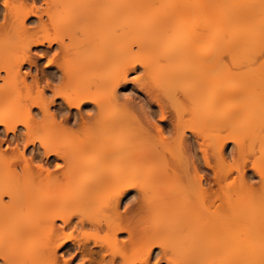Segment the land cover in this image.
Returning <instances> with one entry per match:
<instances>
[{
    "label": "bare ground",
    "instance_id": "1",
    "mask_svg": "<svg viewBox=\"0 0 264 264\" xmlns=\"http://www.w3.org/2000/svg\"><path fill=\"white\" fill-rule=\"evenodd\" d=\"M261 11L264 0H1L0 264H232L233 258L235 264H255L252 258L256 244L247 238L248 223L238 226L242 229L239 233L236 217H230L236 216L233 206L241 204L244 192L248 196L244 206L247 201L246 207L249 205L253 212L249 199L253 208L258 206L262 212L256 218L263 219L264 190L258 198L247 179L248 171L237 177L240 186L228 181L235 185V191L227 185L235 192L234 199L232 192L224 189L228 165L227 160L221 161L227 136L215 131L226 119L230 132V116L236 113L244 118L240 103H229L233 98L241 101L245 92L246 99L252 98L245 84L242 88L245 86L246 91L241 88V95L234 94L238 88L231 85L240 86L241 80L230 72L229 52L227 57L224 53L229 60L223 62L222 51L233 41L240 43L238 49L244 45L239 52L250 55V59L240 57L244 58L241 69L246 71L252 53L264 50L263 18L255 22ZM257 45L262 46L258 49ZM33 48L44 50L38 57L48 55L52 49L60 52L52 55L51 51L52 58H47L57 67L47 73V78L41 76L42 69L27 81L22 65L34 63L38 70L41 64L38 58L32 59ZM259 57L253 55L252 60ZM252 60L251 72L255 70L259 78L263 77L259 86L264 88V69L262 72L261 66L254 67ZM138 70L141 75L132 81L155 89L145 96L149 105L142 103L146 118H154L152 100L163 120L171 115L166 123L167 137L156 122L151 123L157 129L155 135L142 124L139 110L120 86L128 81L130 71ZM251 75L245 77L246 82H250ZM261 97L262 102L264 94ZM223 99L230 101L226 104ZM247 102L254 109L258 107L253 99ZM255 111L264 121V112L259 108ZM251 119L253 122L254 117ZM261 124L260 130H264ZM225 125L223 132L231 136ZM246 127H242L245 129L243 135L238 133L240 136L233 133L235 127L232 129L231 134L234 139L238 137L241 146L249 138L250 129ZM254 134H259L256 129ZM229 136L226 142L233 139ZM262 136L264 139V133ZM194 138L201 141L195 144ZM11 140L17 144L12 157L2 149V143ZM246 141L250 144L249 139ZM20 143L30 149L28 153ZM241 146L236 147V151L242 149L236 152L238 159L236 155L233 158L240 162L238 169L244 171L247 156H243L245 147ZM208 151L219 158L218 167L211 162ZM256 154L264 160V151L262 156L259 150ZM263 163L260 169L252 165V170L264 171ZM202 164L212 172H207L209 182ZM146 165L160 170L142 174L140 170ZM135 167L140 168V175L131 171ZM263 178L259 180L261 186ZM131 193L132 203L138 197L139 203L136 208L134 203V208L131 205L122 210L124 199ZM155 199L158 206L155 201L152 210L158 213L160 209L161 219L145 227L141 220ZM144 207H148L146 213ZM248 208L243 213L246 209L249 212ZM226 218L235 224L222 222ZM241 218L244 221L245 216ZM261 224L260 229H264ZM123 232L128 237L120 240L118 236ZM39 236H43L40 244L31 249L19 248L24 238ZM228 246H233L235 252L237 247L243 256L236 252L239 258L235 253L221 258L220 251ZM59 250H64L61 257Z\"/></svg>",
    "mask_w": 264,
    "mask_h": 264
},
{
    "label": "rangeland",
    "instance_id": "2",
    "mask_svg": "<svg viewBox=\"0 0 264 264\" xmlns=\"http://www.w3.org/2000/svg\"><path fill=\"white\" fill-rule=\"evenodd\" d=\"M261 2V1H260ZM0 4H1V0H0ZM260 13H261V16L259 17V15H260ZM257 15H258V13H256ZM255 14V15H256ZM259 15H258V19L256 18V20H255V22L258 20H260V18H263V21H264V11H261V12H259ZM257 17V16H256ZM261 21H262V19H261ZM261 21H260V23H261ZM258 23V22H257ZM257 23H255V24H257ZM245 23H243V25H244ZM261 24H263V23H261ZM239 25V24H238ZM240 26V25H239ZM242 27V26H241ZM244 27V26H243ZM255 27V26H254ZM261 27H263V26H261ZM259 28V27H258ZM241 29H243V28H241ZM263 29V28H262ZM235 31V30H234ZM260 31V30H259ZM237 32V31H236ZM241 32H243V31H241ZM239 33V32H238ZM259 33V32H258ZM227 36H229V35H227ZM226 36V37H227ZM259 36V38L258 39H260V35H258ZM230 38L231 37H229V39H226V41H230ZM262 40V39H261ZM259 41L260 40H258V42L257 43H259ZM263 41H264V39H263ZM234 42V44H232ZM232 43H230V44H232V45H227V44H225V47H223L224 48V50L222 51L223 53V55H222V59H223V56L225 57V55H224V53H226V57H227V55H228V52H229V58H230V60L229 59H227L226 57H225V61H223V62H226V60H229V64H231V67H230V65L228 66V67H230V72H232L234 75H235V77L237 78V79H239V80H241V83H239L240 84V86H235L234 84L233 85H231V84H229L230 82H229V79H228V81L227 82H229L228 83V85H231V87L232 88H234L235 90L238 88V90H239V88H240V90H239V92H238V90H237V93H234V94H236V95H241V94H238V93H241V88H242V84L244 85H246L247 86V89H249V93L248 94H250L251 93V95H252V98L250 97V98H247V99H253V101H254V103H255V105L256 106H258V107H256L255 109H257V108H259V112H261V111H263L264 112V100L261 102V99H262V97H261V95L262 94H264V88H261V86H259L260 84H261V82H259V79L260 78H262L263 79V77L262 76H260V78L256 75V73L252 70V72H251V69H250V62H251V60L253 59V55H256V57H259V56H257V53H259V54H261V55H264V50H260L259 49V47L261 48V46L262 45H260L259 47H258V45H257V47H258V49H259V51L258 50H256L257 51V53L256 54H253L252 53V55H251V57H252V59L250 60V62H249V64H248V62H247V67H246V71L245 72H243L242 71V69H241V60L242 59H244V58H240L241 56H245V58H249L250 59V55L248 54V56L249 57H246V55H242L241 54V52H239V50L242 48H240V49H238L239 48V45H240V43L238 42V41H233ZM256 42V41H255ZM256 43V44H257ZM247 44V43H246ZM249 44V43H248ZM260 44H262V42L260 43ZM263 44H264V42H263ZM56 46V45H55ZM54 46V47H55ZM241 46H242V44H241ZM251 46H253V45H251ZM248 46H246V48H247ZM264 47V46H263ZM243 48H244V45H243ZM242 48V49H243ZM252 48V47H251ZM250 48V49H251ZM256 48V47H255ZM257 49V48H256ZM42 50V51H41ZM227 52H226V51ZM52 51V55H53V52H57V53H59L58 52V50H55V49H52L51 50ZM51 51L48 53V55H45L44 54V56L43 57H38V55H40L41 56V53L40 52H43L44 53V50L43 49H37V48H33L32 49V59L34 60V61H38L39 60V63H41V64H39V69L38 70H36L37 68L36 67H34L35 66V64L33 63V64H31L32 66H30V64H28V62L27 63H25V65H22V67H21V72H22V75H25V76H27L26 78L28 79L27 81H31V77L30 76H33L34 77V75H36V73L37 74H40V70H42L43 71V73H41V76H43L44 75V77H46L47 76V73L49 72V71H52V69H54L55 67H56V64H48V60H47V58H50L51 57ZM240 51H242V50H240ZM246 51H247V49H246ZM238 52H239V54H241V55H239L238 54ZM252 52V51H251ZM42 53V54H43ZM243 53V52H242ZM220 54L221 53H219V56H220ZM251 54V53H250ZM35 55V56H34ZM38 58V60H36ZM52 58V57H51ZM220 58H221V56H220ZM259 58H263L262 59V61L260 60V61H257V62H255L257 59H259ZM259 58H255L254 60L255 61H253L252 60V64L254 65V67L257 65L258 67L259 66H261V67H259L260 68V71H262L261 69L263 68L264 69V57H259ZM222 59H221V61H222ZM41 60V61H40ZM224 60V59H223ZM244 61V60H243ZM228 62V61H227ZM245 62V61H244ZM263 63V65H262V63ZM243 63V62H242ZM225 64V63H224ZM27 65H29V66H27ZM42 65V66H41ZM252 65V66H253ZM224 66V65H223ZM225 66H226V64H225ZM227 66H226V68H227ZM243 66H244V64H243ZM245 67V66H244ZM33 68V69H32ZM36 68V69H35ZM57 68V67H56ZM256 69V68H255ZM258 69V68H257ZM224 70H225V68H224ZM34 71V72H33ZM38 71V72H37ZM140 70H138V71H130L129 73H128V81H126V82H122V84L120 85L121 87H124V91L125 92H127V93H129L128 94V98L130 99V102H131V104L134 106V107H136L135 109H136V111L137 110H139L137 113H139L138 115L140 116V118H141V120H142V124H144V126L145 125H148V126H146L148 129H150V131L152 132V134H157V129L155 128V125L153 124H151V123H155L156 122V124L157 125H159V128L160 129H162L163 131H164V137H167L168 136V132H167V125H166V123H167V121H169V119H170V117H171V115L170 114H167V115H170V116H168V118H166L165 120H163L162 118H161V114H160V112H159V109L157 108V103H156V101H153L152 99V101H151V104H153V107H152V110L154 111V118H153V120H149V118H146V116L148 117V115L145 113V111H144V109H143V102H145L146 103V105L148 104L149 105V102H148V100H146L145 99V96H147V95H149V92H153V91H155V89L154 88H150V87H147L146 85H141V83H140V81L139 82H137V81H132V80H134V78L136 77V76H139V75H141V73L139 72ZM257 71V70H256ZM258 71H259V69H258ZM28 72V73H27ZM45 72H46V74H45ZM263 72V71H262ZM261 72V73H262ZM28 75H27V74ZM31 73H33V75H31ZM232 73H229L231 76L233 75ZM259 73V72H258ZM260 73V74H261ZM264 73V72H263ZM243 74V75H242ZM250 74H252L251 76H252V78L250 77V82L248 83V82H246V80H245V77L247 76V75H250ZM233 75V76H234ZM135 76V77H134ZM229 76V75H228ZM232 76V77H233ZM228 78V77H225V76H220V78ZM234 77V78H235ZM242 77V78H241ZM47 78V77H46ZM45 78V79H46ZM235 78V79H236ZM44 79V80H45ZM231 79H233V78H230V80ZM236 79V80H237ZM243 80H245V83H243ZM261 80V79H260ZM232 81V80H231ZM234 82H235V80H233ZM224 82H225V80H224ZM2 83V82H1ZM232 83V82H231ZM263 83V82H262ZM222 84V83H221ZM236 85H238V84H236ZM258 86H259V88H258ZM263 86V85H262ZM237 87V88H236ZM245 86H243V88H242V90H244L245 88H244ZM264 87V86H263ZM226 88H228V89H230L229 87H227V85H226ZM263 89V90H261V89ZM141 90V92H139V91H137V90ZM246 89V90H247ZM149 90V91H148ZM246 90H244V91H246ZM228 91V90H227ZM230 92H231V90H230ZM228 93V92H227ZM226 93V95L227 96H230L231 97V94H227ZM246 93V92H245ZM245 93L243 94L242 93V98L241 97H239V98H241V101L239 100V99H234L233 98V100H232V98H230L232 101H230V99L229 100H224V102L227 104V101H230L229 103H232V104H237V103H240V105H241V107H242V112H240V114H242V113H244L243 115H244V118L242 117V115H239L238 116V114L236 113V115L234 114V115H232V116H230V117H232V118H230V119H232V122L231 121H229L228 123L230 124V122H231V125H229L230 127H231V129H230V132L232 133V129L235 127V129L238 131V132H236L235 131V129L233 130V133H236L237 135H239L238 133L240 132L241 134L244 132V129L242 128V127H246V126H248L249 127V129H248V127H246V129H248L249 131H247V137H249V138H245V140H244V142H245V145H243V146H241L240 145V141H238L237 140V136H235V139H234V136L229 132V131H227V129H228V126H226L225 125V123H224V120H226V119H224L223 120V122H222V125L219 127V129L217 130V131H215V133H219V134H226L225 136H229L228 135V133H226V132H223V131H225V130H223L224 129V125L226 126L225 127V129H226V131L227 132H229L230 133V135L231 136H233V139H231L232 137L231 136H229L230 137V142H229V138H228V141L227 142H229V143H227L226 142V139H227V137H226V139H225V143H226V146L224 145V160L223 161H221V162H224V161H226V164L228 165V166H226V168H228L227 170H228V172H226L225 170V172L227 173V177H228V175H229V177L227 178V181H226V183L224 182V189L225 190H229V192L231 193V196H232V198H233V195H234V189L233 188H235L234 186H231L232 185V182H236V184L238 183L239 185L238 186H240V179H238L240 176V174H242V173H245V172H247V174H246V176H249V177H247V179L249 180V182L250 183H252L251 185V189H253V192H255V194H259V193H261V194H263L262 192H261V190H264V182L262 181V186H261V182L259 181V180H261V178L264 176V171H262L263 169L261 168V170H260V172L258 173V172H256V170H252V165H253V168L254 169H256V167H258L261 163H263L264 162V160H262V159H260L261 157H258L259 156V154H256L257 152H258V150L260 151V154H261V150L262 151H264V148H263V145H261L260 146V141L262 140V142L264 143V139H263V133L264 132H257V129H258V131H264V130H262L263 129V127H261L262 129L260 130V127H259V124H261L260 122H263L264 123V121L261 119V115H259L260 113H258L257 111H255V109H254V105L252 104V103H250L249 105H248V102H247V99H246V96L247 95H245ZM150 94H154V93H150ZM225 95V96H226ZM250 95V96H251ZM232 97H236L235 95H233ZM142 98V99H141ZM145 100H144V99ZM155 99H156V97H154ZM238 98V97H237ZM154 99V100H155ZM228 99V98H227ZM264 99V98H263ZM148 103H147V102ZM224 102H223V105H225L224 104ZM252 102V101H251ZM234 105V109H239V108H235L236 106ZM252 105V106H251ZM238 106V105H237ZM229 107V104H228V106L226 107V109ZM232 106H230V108H231ZM239 107V106H238ZM225 109V108H224ZM233 109V108H232ZM232 109H230V110H232ZM228 111V110H227ZM238 111H240V110H238ZM159 112V113H158ZM141 114V115H140ZM264 114V113H263ZM236 116H238V117H236ZM263 116V115H262ZM254 117V121L252 122V119L251 118H253ZM148 120H146V119ZM242 118V119H241ZM229 119V120H230ZM238 119H241V120H239L238 121ZM251 119V122H249V120ZM163 120V121H162ZM228 120V119H227ZM153 121V122H152ZM254 122H255V126L256 127H254L253 126V124H254ZM251 123H252V125H251ZM233 125H234V127H233ZM261 125H264V124H261ZM229 127V128H230ZM259 127V128H258ZM23 129V128H22ZM255 129H256V133H262V135H259V134H254L255 133ZM0 130H3V128L1 127V129ZM166 131V132H165ZM235 134V135H236ZM245 134H246V130H245ZM244 134V135H245ZM243 135V134H242ZM256 135V136H255ZM5 136V135H4ZM224 136V135H223ZM225 136H224V138H225ZM240 136V135H239ZM241 137H243V139H244V137H246V135L245 136H241ZM241 137H240V139H241ZM256 137H258V139L256 140ZM262 138V139H261ZM246 139L248 140L249 139V141H250V144L248 143V141H246ZM237 140V141H236ZM242 140V139H241ZM186 141V142H185ZM192 141L195 143V144H197V143H199L200 141H201V139H192ZM9 142V141H8ZM2 143V149L3 150H5L6 151V153H7V155L8 156H10V157H12V156H15V154H16V142H15V140H11L10 141V143ZM197 142V143H196ZM236 142H238V145H236L235 146V143ZM243 142V141H242ZM243 142V143H244ZM184 149H185V151H186V147H187V145H188V142H187V139L185 138V140H184ZM263 143H261V144H263ZM187 144V145H186ZM248 144V145H247ZM7 145H9V146H7ZM186 145V146H185ZM243 147L245 150H243V154H245V155H243L244 157H246L247 156V158H245V159H247V161H244V162H247V163H245L244 164V171H241L240 170V168L238 169V167H237V164L238 163H240V162H237V160L236 159H238V157H237V151L240 149V148H238V150L236 151V147L238 146V147ZM20 148L21 149H24L22 146H23V144H21L20 143ZM248 146H251V148L249 147L248 148ZM249 149V150H247V148ZM259 147H261L260 149H259ZM188 148V147H187ZM16 149V150H15ZM25 151H27L26 153H28L29 152V150H27V148L26 149H24ZM233 150V151H232ZM241 151H242V149H240ZM239 150V151H240ZM211 151V150H210ZM210 151H208L209 153H210ZM238 151V152H239ZM187 152H189L188 150H187ZM186 152V153H187ZM212 152V151H211ZM229 155H228V154ZM233 153V154H232ZM187 154H189V153H187ZM200 154V153H199ZM239 154V153H238ZM241 154V153H240ZM239 154V155H240ZM235 155H236V159L235 158H233V157H235ZM189 156V155H188ZM241 156V155H240ZM250 156V157H249ZM261 156H262V154H261ZM264 156V155H263ZM210 157H212L213 159V161L211 160V162H213V164L214 165H216L217 167H218V161H219V158L216 156V155H214L213 153H212V156H211V153H210ZM257 157L260 159V160H262L261 161V163H259L260 162V160L258 159L257 160ZM226 158V159H225ZM241 158H242V156H241ZM249 158V159H248ZM253 158V159H252ZM244 159V160H245ZM264 159V158H263ZM243 161V160H242ZM251 162H252V164H251ZM258 163H259V165H258ZM221 164V163H220ZM225 164V165H226ZM242 164V163H241ZM246 164H247V166H246ZM264 164V163H263ZM262 164V165H263ZM203 165L204 164H202V168L203 169H205V171H204V173H205V175H206V178H208L209 177V174L207 175V172L209 173V172H211L210 170H208L209 168H207L206 166H204L203 167ZM239 165V164H238ZM155 166V165H154ZM153 165L152 166H140V168L142 167V169L140 170V168L139 167H135V168H133V169H131V171L133 172V173H138V175H140L141 173L139 172V170L142 172V174H144V173H147L148 174V172H150V173H157V172H159V170H160V168L158 169V168H155ZM221 166V165H220ZM241 166V165H240ZM242 166H243V164H242ZM241 166V167H242ZM145 167V168H144ZM222 167H223V165H222ZM246 167H247V169H246ZM260 167H262V166H259V169H260ZM225 168V167H224ZM223 168V169H224ZM139 169V170H138ZM150 171H149V170ZM222 169V170H223ZM243 169V168H242ZM259 169H257V171L259 170ZM148 170V171H147ZM144 171H146V172H144ZM254 171V172H253ZM212 173V172H211ZM210 173V174H211ZM261 174V175H260ZM212 175V174H211ZM226 176V175H225ZM260 176V177H259ZM262 176V177H261ZM238 177V178H237ZM259 177V178H258ZM230 178V179H229ZM236 179V180H235ZM264 179V178H263ZM262 179V180H263ZM224 180H226L225 178H224ZM229 180H231V185L230 184H228V181ZM208 182L209 181H211V178L209 177V179L207 180ZM207 182V184H206V186L208 187L209 186V184L210 183H208ZM234 184V183H233ZM212 186H213V188L215 187H217L216 185H213V184H211ZM227 185H230V187H232V189L234 190V191H231L230 189H229V187L227 186ZM237 186V185H236ZM237 186V187H238ZM228 187V188H227ZM237 187H236V189H237ZM241 188V187H240ZM262 188V189H261ZM242 190V189H241ZM241 190H239V188H238V191L240 192ZM134 191L137 193V194H140V191L138 190V189H134ZM243 191H245V189H243ZM248 191V190H247ZM250 192V191H249ZM241 193V192H240ZM252 193V192H251ZM233 194V195H232ZM239 194V193H238ZM237 194V195H238ZM246 194V193H245ZM244 194V192L242 193V195H241V200L239 199V196H238V198L237 199H239L240 200V202L238 203V204H243V205H235V206H233V208H234V210H235V212H236V216H234L233 214L231 215V219L232 220H234V218H232V216L233 217H236V219H237V224L235 225L237 228H238V226L239 227H245V225H246V228H248L249 229V231H248V240H250L251 242L253 241V242H255L254 243V245H255V247H256V249H255V251H254V257L255 258H252L251 256H250V258H252V259H254L255 261V264L258 262L257 260H261V262H262V264H264V237L262 236V235H264V229L262 228V229H260L261 227H259L260 226V222L261 221H264V218L263 219H257L256 218V215H260V213H261V216H262V212H260L259 210H258V206L255 208L256 210H257V212H255L256 210L253 208L254 206H252V204H251V202H249V199H248V203L251 205V210H253V212H255V213H257V214H255V213H253L252 211L250 212V210H249V205H248V207H246V204H247V201H245L246 203H245V206H244V200H247V197L248 196H244L245 195ZM132 195V193L131 194H128V196L124 199L125 200V202H123L124 204H123V206L125 207H123V209L122 210H124V209H126V207H127V209H128V207L129 206H133V204H134V206L136 205L137 206V203H139V197H138V199L135 201V198H134V201H133V203H132V199H133V197L131 196ZM139 196V195H138ZM236 196V195H235ZM246 197L245 199L243 198V197ZM252 196V195H251ZM237 197V196H236ZM250 197V196H249ZM253 197H254V194H253ZM252 197V198H253ZM262 197H264V196H262ZM251 198V197H250ZM256 198V197H255ZM258 198H260V194H259V196H258ZM6 200L8 199L7 197L5 198ZM234 199V198H233ZM259 200V199H258ZM155 201H157L156 202V204L158 203V200H152L150 203H149V206H150V208H148V207H144L143 209H145L146 208V210H144L143 212H147L148 211V209H149V211L147 212V216H145V214L143 215V216H145V217H143V219L141 220V223L143 224V226H149L150 224H152L151 222L153 221V223H155L154 221H156V220H158V219H161V218H159V216H161L160 214H159V212H160V209H159V211H158V213H156L155 212V210L153 211L152 210V208L153 207H156V206H154V205H156L154 202ZM235 201V200H234ZM237 202H238V200H236ZM235 201V202H236ZM242 201H243V203H242ZM252 201H254V199H252ZM128 202V203H127ZM131 202V203H130ZM219 202V200H217V203ZM255 202V201H254ZM259 202V201H258ZM258 202H255V203H258ZM261 202H264V199H263V201H261ZM125 203H126V205H125ZM260 203V202H259ZM129 204V205H128ZM237 204V203H236ZM128 205V206H127ZM262 206V204H259V206ZM134 206H133V208H134ZM136 206H135V208H136ZM157 206H158V204H157ZM243 207V208H241V207ZM256 206V205H255ZM260 206V207H261ZM240 207V208H239ZM148 208V209H147ZM245 208H248V210H249V212H247V209H246V211H245V213H243L244 212V209ZM260 209V208H259ZM264 208H262V210H263ZM140 210V209H139ZM138 210V211H139ZM242 210V211H241ZM261 210V209H260ZM101 211V210H100ZM151 211H152V213L153 212H155V213H153V214H151ZM157 211V210H156ZM145 212V213H146ZM260 212V213H259ZM102 213H103V211H102ZM101 213V214H102ZM248 213V214H247ZM251 213H253V214H251ZM100 214V212H99V214L98 215H101ZM244 214V215H243ZM247 214V215H246ZM251 214V215H250ZM258 215V217H260ZM103 216V215H102ZM243 216H245V218H244V221H243V218H241V217H243ZM263 217H264V215H263ZM254 218H256V220H258V221H256V220H254ZM227 219L228 218H226V219H223L222 220V222L223 221H225V222H228L229 224H230V226H232L231 224H235V222H233L232 220H228L227 221ZM210 221H212V223H214L215 222V219H211ZM214 221V222H213ZM216 221H219L217 218H216ZM246 221V222H245ZM253 221H255V222H259V223H254ZM150 222V223H149ZM233 222V223H232ZM244 222L245 223H248V224H245L244 225ZM212 223H210V224H212ZM142 224H140V228L142 227L141 225ZM215 224H218V223H216L215 222ZM249 224H251V225H249ZM252 224H254V225H252ZM259 224V225H258ZM213 225V224H212ZM248 225V226H247ZM256 225V226H255ZM261 225H263L262 227H264V222H262V224ZM234 226V227H235ZM258 226V227H257ZM257 229H256V228ZM237 228H235V229H237ZM259 228V229H258ZM141 229H144V228H141ZM146 229V228H145ZM148 229V228H147ZM234 229V228H233ZM243 229H245V228H243ZM241 230L242 229H240L239 230V228H238V231H239V233L241 232ZM246 230V229H245ZM245 230H243V231H245ZM263 230V231H262ZM234 231V230H233ZM232 231V232H233ZM231 232V233H232ZM235 232H236V236H237V230H235ZM250 232V233H249ZM262 232H263V234H262ZM233 234V233H232ZM242 234L244 235L245 233L244 232H242ZM235 235V234H234ZM246 236V235H245ZM119 238H120V240H122V239H127V233H125V232H123V233H120L119 234V236H118ZM159 237H161V234H159ZM223 238V237H222ZM221 237H220V239H222ZM241 238H242V236H241ZM246 238V237H245ZM263 238V239H262ZM219 239V240H220ZM42 240H43V236H39V237H26V238H24L23 240H22V242L20 241L19 242V248L21 249V248H23V249H31L33 246H35V245H37V244H40L41 242H42ZM245 240V239H244ZM247 240V239H246ZM249 243V242H248ZM253 245V246H254ZM251 246H252V244H251ZM232 247V249L230 250L229 249V246L228 247H226L227 249H224V250H222V251H220V254L221 255H219V254H217V256L219 255L221 258L222 257H224L223 259H225V257H229V256H231V255H237V256H235V257H238L239 258V256L241 255V252L237 249V247H236V252L239 254V252H240V255H238L235 251H233L234 249H233V246H231ZM254 247V248H255ZM252 248H251V252H252ZM60 251V252H59ZM58 251V256H62L63 255V251L64 250H59ZM235 253V254H234ZM244 253V252H243ZM61 254V255H60ZM248 254V253H247ZM246 254V255H247ZM252 254V253H251ZM232 256V257H233ZM241 256H243V254L241 255ZM245 256V255H244ZM60 259H62V258H60ZM228 259V258H227ZM232 259V258H231ZM231 259H229V261L231 260ZM234 259V258H233ZM232 259V264H235L236 262L234 261ZM246 259L247 260H249L247 257H246ZM246 261V260H245ZM247 262V261H246ZM260 262V263H261ZM230 263H231V261H230ZM248 263V262H247ZM247 263H245V264H247ZM252 262L250 261V263L249 264H251ZM259 263V264H260ZM23 264H28V262L27 261H23ZM71 264V263H70ZM72 264H75V263H72ZM253 264V263H252ZM258 264V263H257Z\"/></svg>",
    "mask_w": 264,
    "mask_h": 264
},
{
    "label": "snow or ice",
    "instance_id": "3",
    "mask_svg": "<svg viewBox=\"0 0 264 264\" xmlns=\"http://www.w3.org/2000/svg\"><path fill=\"white\" fill-rule=\"evenodd\" d=\"M48 63H49V64H51V63H52V61H51V60H49V61H48ZM81 264H84V262L82 261V262H81Z\"/></svg>",
    "mask_w": 264,
    "mask_h": 264
}]
</instances>
